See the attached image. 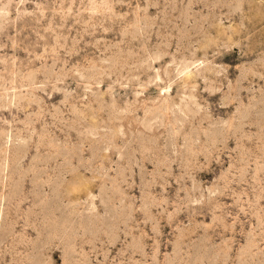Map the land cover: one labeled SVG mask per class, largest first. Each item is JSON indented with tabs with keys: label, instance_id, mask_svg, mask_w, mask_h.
I'll list each match as a JSON object with an SVG mask.
<instances>
[{
	"label": "rangeland",
	"instance_id": "rangeland-1",
	"mask_svg": "<svg viewBox=\"0 0 264 264\" xmlns=\"http://www.w3.org/2000/svg\"><path fill=\"white\" fill-rule=\"evenodd\" d=\"M0 264H264V0H0Z\"/></svg>",
	"mask_w": 264,
	"mask_h": 264
}]
</instances>
